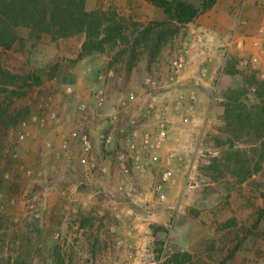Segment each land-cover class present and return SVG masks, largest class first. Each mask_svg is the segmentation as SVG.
<instances>
[{
  "label": "rangeland",
  "instance_id": "obj_1",
  "mask_svg": "<svg viewBox=\"0 0 264 264\" xmlns=\"http://www.w3.org/2000/svg\"><path fill=\"white\" fill-rule=\"evenodd\" d=\"M168 1L191 4L199 15L168 24L144 0H86L89 11L125 19L129 41L75 65L83 35L37 41L19 28L22 41L0 47L5 70L34 80L0 88V264H264V159L250 161L263 140L231 145L222 104L244 78L264 81V53L256 39L241 50V31L231 28L243 21L244 0H214L205 12L209 0ZM226 6L239 8L237 16ZM216 14L217 31L209 26ZM137 113L149 117L146 126L128 121L121 134L122 117ZM161 122L164 143L142 149L138 175L126 178L117 152L141 148L145 134L153 141ZM110 132L114 141L105 147L100 136ZM83 134L91 141L88 165L80 162ZM223 154L260 169L242 183L227 162L221 174L210 170ZM115 166L117 178H108ZM164 173L170 176L162 183Z\"/></svg>",
  "mask_w": 264,
  "mask_h": 264
},
{
  "label": "trees",
  "instance_id": "obj_2",
  "mask_svg": "<svg viewBox=\"0 0 264 264\" xmlns=\"http://www.w3.org/2000/svg\"><path fill=\"white\" fill-rule=\"evenodd\" d=\"M153 6L162 9L166 15L165 23L185 25L193 22L199 15V11L191 4L180 1L168 0H144ZM214 0H209L203 6L207 11ZM151 25H159L153 23ZM26 28L30 30V37L40 41L42 36L48 34L54 40L68 39L83 35L77 58L71 60L75 65L95 54H105L108 49H114L129 40L126 36L129 27L125 19L119 17L114 11L87 9L86 0H0V47L11 50L22 39L17 30ZM229 75H236V70H227ZM40 84V78H35ZM27 83L34 81L33 77H19L5 70L0 64V88L15 85L17 82ZM244 84L239 88H230L223 93V123L224 129L231 134L234 141L249 137L251 141L263 140L261 146L252 147L251 153L254 161L264 159V81L258 80L256 75L244 78ZM254 89V97H249L248 88ZM16 97H24L25 94L12 91ZM214 159L209 169L221 174V163L227 162L226 170L233 175L238 182H244L253 174L258 173L260 163L255 162V171L250 168L249 159L240 158L238 155L223 154ZM225 166V164H224ZM161 229V228H160ZM9 264V263H8Z\"/></svg>",
  "mask_w": 264,
  "mask_h": 264
},
{
  "label": "built area",
  "instance_id": "obj_3",
  "mask_svg": "<svg viewBox=\"0 0 264 264\" xmlns=\"http://www.w3.org/2000/svg\"><path fill=\"white\" fill-rule=\"evenodd\" d=\"M241 17H239V23H241ZM232 44H230L231 46ZM185 66V61L181 57L178 60H176L173 63V73L176 75L180 74ZM171 81L174 80L173 77L170 79ZM131 100L134 98L132 95L130 96ZM98 104L103 106L105 104V97L103 95H100L98 97ZM83 108V107H82ZM117 116H113L110 120L111 124L117 123ZM167 136V132L165 130V124L163 122L160 123V128L158 130V134L156 135L155 139L152 141L150 136L148 134H145L141 141V148L135 144L132 143L126 150H120L117 152L116 160L121 165V173L126 178H129L133 180L138 175V170H140L139 160H140V151L147 150L148 148H159L164 143ZM113 134L110 133H103L100 136L101 143L105 147H109L113 143ZM81 144H82V150L80 155V162L82 164L88 165L90 162V156L92 152L91 148V141L88 137V135L83 134L80 138ZM94 167V166H92ZM101 172L106 173L105 168L100 169ZM170 174L164 173L162 175V183L166 182L169 179ZM158 190H161V186H159ZM162 199H164V196H161Z\"/></svg>",
  "mask_w": 264,
  "mask_h": 264
},
{
  "label": "crops",
  "instance_id": "obj_4",
  "mask_svg": "<svg viewBox=\"0 0 264 264\" xmlns=\"http://www.w3.org/2000/svg\"><path fill=\"white\" fill-rule=\"evenodd\" d=\"M218 4L214 5L212 7V11L217 8ZM237 9L234 6H226L225 10H229V14H231L233 17L237 16ZM223 11V10H222ZM240 11L243 14V21L239 23V20H232L230 25L233 31L238 32L241 31L240 37H238V43L241 47L240 49H243V43H246L245 46L249 45V42L254 41L255 39L258 41L259 49L264 53V0H244V2L240 5ZM211 12V11H209ZM207 12L206 15L209 13ZM220 14V13H219ZM237 19V18H236ZM216 21H219L218 14L213 16L212 25L209 24V26L217 31L218 25L216 24ZM216 27V28H215ZM236 34V33H235ZM254 43V42H253ZM132 118V120H131ZM149 117L143 116L142 114L137 113L136 116H131L128 118V116L122 117L121 122L119 124L120 133L123 134V128L128 129V121H130L132 124H135L136 122L142 123L143 121H148ZM142 125L146 126L145 123H142ZM106 127V123L102 122L100 123V130ZM119 133V134H120ZM118 134V135H119ZM121 145V144H120ZM154 163V162H152ZM118 169L119 167H113L112 175L109 173L107 176L112 179H116L118 176ZM119 178V177H118Z\"/></svg>",
  "mask_w": 264,
  "mask_h": 264
}]
</instances>
